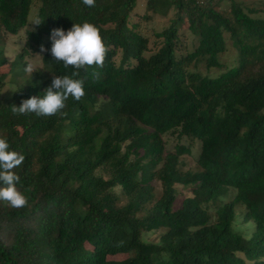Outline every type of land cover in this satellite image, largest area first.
I'll return each instance as SVG.
<instances>
[{
	"label": "trees",
	"instance_id": "trees-1",
	"mask_svg": "<svg viewBox=\"0 0 264 264\" xmlns=\"http://www.w3.org/2000/svg\"><path fill=\"white\" fill-rule=\"evenodd\" d=\"M33 1L0 0V69L8 63L4 34L25 29L12 71L17 64L24 73V55H41L37 71L0 96V137L25 157L15 171L29 200L23 208L0 202V264H264V7L146 0L141 19L173 11L152 51L132 20L140 0H96L92 8L38 0L44 21L35 30L26 29ZM85 21L108 53L102 68L75 77L84 97H69L54 116L14 115L11 106L43 96L53 75L75 71L53 60L50 37ZM184 23L196 38L190 50L181 46ZM226 36L237 63L213 77L196 70L200 62L222 66ZM6 81L0 70V90ZM167 134L199 142L195 168L180 159L188 147L167 149ZM179 186L190 195L176 205ZM230 189L233 197L216 204ZM238 204L249 236L234 225ZM159 229L158 242L142 238Z\"/></svg>",
	"mask_w": 264,
	"mask_h": 264
},
{
	"label": "clouds",
	"instance_id": "clouds-1",
	"mask_svg": "<svg viewBox=\"0 0 264 264\" xmlns=\"http://www.w3.org/2000/svg\"><path fill=\"white\" fill-rule=\"evenodd\" d=\"M83 3L92 8L95 7L96 0H83ZM43 21L36 17L31 24L38 26ZM50 39L52 41L50 53L53 60L75 71L71 75H53L51 86L44 90L43 96H32L22 100L19 106L15 104L11 106L14 115L35 114L48 117L60 113L66 107L69 97L80 101L85 95L84 81L75 78L79 75V71L104 66L108 48L100 30L93 23L87 21L74 23L67 31L63 28H54ZM41 51L47 49L42 45ZM24 71L32 75L37 69L32 62H27ZM91 75L99 78V73L96 71ZM24 159L23 154L10 149L6 138L0 137V202H6L13 208H23L29 203L28 197L17 187L20 177L15 171L22 165Z\"/></svg>",
	"mask_w": 264,
	"mask_h": 264
},
{
	"label": "rangeland",
	"instance_id": "rangeland-1",
	"mask_svg": "<svg viewBox=\"0 0 264 264\" xmlns=\"http://www.w3.org/2000/svg\"><path fill=\"white\" fill-rule=\"evenodd\" d=\"M146 0H140L139 5L136 8V13L132 17L133 21L139 22V29L140 31L147 36L149 39V47L152 51H154L158 45L160 38H157L155 34L159 31H161L165 26L168 25L170 17L173 15V11H170L167 16H161L159 14L153 15L150 19H141V16L145 14V3ZM244 7L248 8H255L262 10L264 7V0H238ZM40 2L38 0L33 1V5L31 7V11L29 13L28 17V24L26 26V29H33L35 25L31 24V21L36 18L37 10L39 8ZM252 15H263L261 12L257 14ZM25 29H21L17 34L11 35V34H4L3 35V43H4V53L7 57L8 63L0 69L2 72L7 74V81L3 85V87L0 90V96L3 97H10L13 95L16 85L19 83H23L24 80L29 75L24 71L23 74L20 73L21 67L16 64L14 70L12 71V68L10 66V62L16 60L17 55L21 52L22 43L24 41V32ZM180 34V40H181V46L185 50H190L193 47V44L195 43V36L192 35L188 29L187 24L184 23L180 26L179 29ZM232 42L230 39L226 36V50L220 54L219 59L222 64L220 68L217 67H211L206 68L204 63L200 62L195 68L202 74H206L209 76H215L218 75L220 72H222L224 69L229 68L231 66H234L237 63V50L232 46ZM21 62H32L34 66L37 68L40 66V55L39 53H35L32 56L24 55ZM194 69V68H192ZM12 71V72H11ZM164 140L166 142V147L169 150H172L174 145L179 142L180 144H183L184 146L188 147L190 149V152L187 154H184L180 157L181 161L184 164V168H195L196 166V159L199 152V142L195 139H189V138H181L180 140L176 139L175 135L167 134L164 136ZM152 184L155 186L156 195L160 193V184L158 181L153 180ZM190 195V191L188 188H184L183 186L178 187V195L176 199V205H180L182 199L186 196ZM234 195V190L230 189L228 194L221 196L217 201L216 204H219L223 201H227L231 199ZM212 204L210 207V212L214 213V205ZM244 211V207L241 204H238L235 206V214L236 218L234 221V225L239 228V230L246 236H249L251 233V227L249 225V222L245 223L243 222L242 214ZM161 233V230H154L145 232L143 234V239L146 241H154L158 242L159 235Z\"/></svg>",
	"mask_w": 264,
	"mask_h": 264
}]
</instances>
